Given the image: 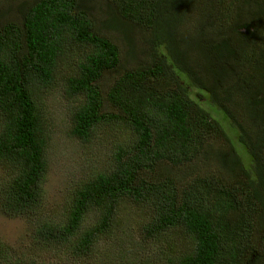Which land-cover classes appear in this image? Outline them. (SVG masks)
<instances>
[{"label":"trees","instance_id":"16d2710c","mask_svg":"<svg viewBox=\"0 0 264 264\" xmlns=\"http://www.w3.org/2000/svg\"><path fill=\"white\" fill-rule=\"evenodd\" d=\"M55 86L111 154L50 206ZM0 166L12 264H264V0H0Z\"/></svg>","mask_w":264,"mask_h":264},{"label":"rangeland","instance_id":"374dc122","mask_svg":"<svg viewBox=\"0 0 264 264\" xmlns=\"http://www.w3.org/2000/svg\"><path fill=\"white\" fill-rule=\"evenodd\" d=\"M70 69L71 65L67 64L62 72L67 74ZM45 94L48 97L45 99L46 106L43 108L44 115L47 118L48 157L50 156V171L46 181L47 204L50 203V206L58 205L59 202L61 205H65L73 189L72 185L76 180V173L80 170L77 166L84 164L89 159L90 154L91 158L96 160L98 154L103 158L105 154L111 153L109 144L108 146H102L101 140H97V144L93 148L87 149V144L70 134L71 109L77 104L75 95L67 94L58 86L45 91ZM102 135H104V130H102ZM2 173L3 170L0 166V175ZM27 233L25 219L22 217H7L0 210V245L8 246L9 253L12 256L9 258V262L4 264H12L24 252L28 253V249L33 247V241L29 240ZM105 242L110 243L107 240ZM101 252H103L102 257L106 256L105 249H101ZM99 256L100 252L97 254V257ZM43 257L47 264H74L73 260L63 253L54 254V251H47Z\"/></svg>","mask_w":264,"mask_h":264}]
</instances>
